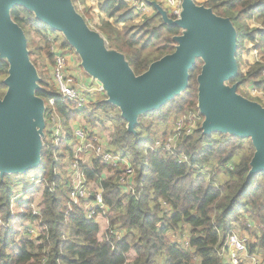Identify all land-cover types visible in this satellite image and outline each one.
<instances>
[{
    "label": "trees",
    "instance_id": "16d2710c",
    "mask_svg": "<svg viewBox=\"0 0 264 264\" xmlns=\"http://www.w3.org/2000/svg\"><path fill=\"white\" fill-rule=\"evenodd\" d=\"M93 1L99 3L106 17L97 31L110 50L125 56L136 76L175 52L174 38L182 30L166 25L156 10L137 21L138 14L125 0ZM203 6L218 17L230 19L238 34L239 74L228 85L238 84L242 96L249 84L264 92V0H208ZM85 13L92 19L90 10ZM11 16L26 35L36 69V55H43L54 64L50 39L57 33L22 7L14 8ZM64 46L71 48L67 43ZM251 46L260 61L245 64L243 71V54ZM202 67L203 62L198 60L190 71L188 89L179 97L160 111L139 118L136 134L128 132L120 111L108 104L106 97L80 109L60 101L41 76L37 96L47 105L56 100L53 111L59 115L68 137L59 148L54 147L47 126L40 168L0 178V264H225V244L234 229L250 237L249 257L264 255V173L248 180L255 154L250 139L220 133L205 136L200 129L192 136L180 138L176 155L155 149L158 141L165 142L168 137H157L153 132L155 125H166L172 116L178 118L198 108L197 79ZM8 70L7 62L0 61V99L7 91L4 81ZM259 103L264 106V99ZM80 118L92 131L99 125L106 128L108 146L127 160L135 172L130 193H124L119 186V172L98 159L93 158L85 173L88 183L103 190L110 210L109 230L104 236L98 224L86 219L81 206L69 208L73 182L63 167L67 157L73 159L71 123ZM146 119L152 120V125H146ZM38 181L42 183L43 199L35 212L33 197L39 191ZM19 187L24 189L17 201ZM13 204L22 210L15 214ZM34 224L42 230L37 238L28 232ZM187 229L190 235L185 237ZM114 232H121V237ZM131 253L135 256L129 261Z\"/></svg>",
    "mask_w": 264,
    "mask_h": 264
},
{
    "label": "water",
    "instance_id": "95a60500",
    "mask_svg": "<svg viewBox=\"0 0 264 264\" xmlns=\"http://www.w3.org/2000/svg\"><path fill=\"white\" fill-rule=\"evenodd\" d=\"M170 27L175 52L136 76L125 56L107 47L102 35L89 27L72 0H0V61L7 62V91L0 99V178L24 175L40 168L45 138V101L37 96L41 79L32 63L24 31L11 16L16 7L33 13L37 21L64 36L82 61V68L100 83L106 102L116 107L136 134L139 118L160 111L189 87L190 71L203 62L198 76L201 130L250 139L255 149L248 180L264 173V106L238 93V34L230 19L212 9L183 0L180 18L173 20L156 1L146 0Z\"/></svg>",
    "mask_w": 264,
    "mask_h": 264
},
{
    "label": "built area",
    "instance_id": "2783aa9c",
    "mask_svg": "<svg viewBox=\"0 0 264 264\" xmlns=\"http://www.w3.org/2000/svg\"><path fill=\"white\" fill-rule=\"evenodd\" d=\"M159 1L164 4V8L167 11L169 10V13H172L174 20L180 18L183 0ZM129 3V6L135 10L136 14H138L137 11L141 12L145 8V4L143 3L137 5L138 0H130ZM50 41L52 44L51 54L54 57V65L52 66L51 75L53 81L52 88L59 96V100L72 103L80 109H85L89 108L101 96H105V92L100 83L93 81L90 77L89 79H86L79 75L77 69H75L71 63L72 56L70 50L64 46V43H61L56 35L52 36ZM253 92L258 95V99H264V92H259L255 89H253ZM55 104V99L50 100L48 105L45 104V113L48 112L49 114L48 127L51 132L52 144L54 147L59 148L67 140L68 132L65 130L59 115L53 111ZM177 119L174 132L168 135L165 142L158 141L155 149H162L176 155L177 144L180 138L182 136L194 135L201 129L204 121V117L200 114L198 108L187 115L178 117ZM92 132H94V136H92ZM71 134L74 139L73 159L69 156L64 162L67 173L71 176L73 182L69 208L71 209L73 206H81L84 210L86 219L89 222L98 224L101 231L104 227L107 232L109 230L108 215L110 214V210L105 203L103 190L95 183H88L85 173L91 168V161L93 158L98 159L102 165L119 172V186L124 193H130L133 191L134 187L135 172L127 160L114 154L108 146V137L100 136L97 129L92 131L91 127L83 118L71 123ZM182 161L185 162L186 158L183 157ZM32 181H34V179ZM36 184L42 185L41 181L36 182ZM23 189V187H19L16 190V193L19 194L16 197L17 201L20 200ZM14 206H16V204H13L12 208ZM33 208L35 212L39 211L38 207L35 208L33 206ZM12 211L14 212L13 209ZM21 213H23V211ZM38 214L39 213H36V215ZM101 221L105 223V226H103ZM1 225L2 221L0 219V226ZM39 229L41 228L34 224L28 232L32 237L37 238ZM114 234L121 237V232H114ZM225 255L230 257L229 264H242L243 256H248L247 240L239 236V231L237 229L231 231L227 237L224 257ZM262 256L264 258V255ZM253 264H263V262L261 263L254 258Z\"/></svg>",
    "mask_w": 264,
    "mask_h": 264
},
{
    "label": "rangeland",
    "instance_id": "374dc122",
    "mask_svg": "<svg viewBox=\"0 0 264 264\" xmlns=\"http://www.w3.org/2000/svg\"><path fill=\"white\" fill-rule=\"evenodd\" d=\"M75 2H77L76 3V5H77V7L79 6V8H78V10H79V12L82 14V15H84V17L87 19V24L89 25V27L92 29H98V21H99V19H98V16L97 15H92V19H89V18H87V16H85V10H83V9H80V4H78V0H75ZM159 4H161L162 5V3H160V2H158ZM166 10V9H165ZM167 11V10H166ZM168 12V15H169V17L171 18V19H173L174 20V17L172 16V13H169V10L167 11ZM138 13V12H137ZM150 13H152V11L150 10L149 11V14ZM142 15H144L145 16V12H143L142 13ZM148 16H150V15H148ZM147 15L145 16V17H148ZM48 29H49V27H47ZM57 33V32H56ZM56 36L58 37V39H59V41H61V43H64V45H65V43H67L66 42V40H65V38H64V36L62 35V34H60V33H57L56 34ZM37 42H39L38 40H37ZM67 49H69L70 50V53H71V56H72V58H73V61H71V62H73V67L75 68V69H77V71H78V73H79V75L81 76V77H86V78H89V76L86 74V72L84 71V69L82 68V61H81V59L79 58V56L76 54V52H75V50L73 49V48H67ZM34 60L36 61V63H37V66H38V75H39V77H40V79H41V76L43 77V78H45L47 81H48V83H50V86H52V83H53V81H52V77H51V75H52V66L54 65V64H51L50 62H49V60L45 57V56H43V55H36L35 56V58H34ZM248 62L246 61V60H244L243 59V64H242V70L243 71H245L246 70V65L245 64H247ZM253 87H252V85H247L246 86V88H244L243 90H242V92L244 93V96H246L245 98H250L249 100H254V102H260L261 101V103H262V100H260V99H258L257 97H258V95L257 94H255L254 92H253ZM251 93H252V95H251ZM100 98H105V96H101ZM247 98V99H248ZM45 104H47L46 102H45ZM49 114H48V112H46L45 113V120H46V124H47V126H48V124H49ZM100 118H104L103 116H100ZM177 118L176 117H174V116H172L171 118H170V120H169V122L166 124V125H155L154 126V129H153V132H154V130H155V132H154V134L155 135H158L157 137H159V138H162L161 137V134H162V128H159V127H164V131H166V128L167 129H170V133H172V132H174V130H175V128H176V123H177ZM86 122V121H85ZM145 124L146 125H152V120H150V119H146L145 120ZM166 127V128H165ZM97 132L100 134V136H102V137H108V131H107V129L106 128H104L103 126H101V125H99L98 127H97ZM160 133V134H159ZM63 168H65V167H63ZM33 172V171H32ZM29 173H31V172H29ZM106 175L105 176H109V173H105ZM29 175H31V174H29ZM36 186L38 187L37 189H39V191H38V194L36 193L35 195H34V197H33V199L35 200L34 201V204H33V206L35 207V208H37L38 207V204H40L41 202H42V199H43V193H42V186L40 185V184H36ZM13 210H14V212L16 213V212H18L19 210L18 209H21V208H18L17 206H14L13 208H12ZM101 223H103V226H105V223L103 222V221H101ZM15 226V225H14ZM17 227H18V230L19 231H22V227H19L18 225H17ZM41 233H42V230L41 229H39L38 230V233H37V237H39L40 235H41ZM106 234V231H105V228L103 227V230L101 231V235L102 236H104ZM241 234V233H240ZM240 234H239V236H240ZM26 236H27V234H25ZM185 235V237H188L189 235H190V230H188L187 229V231H186V233L184 234ZM241 238L242 237H245V238H247L248 240L250 239V237L248 236V234L247 233H243V234H241V236H240ZM35 238V237H34ZM247 240V241H248ZM134 253H131L129 256H128V260L129 261H131V260H133V258H134Z\"/></svg>",
    "mask_w": 264,
    "mask_h": 264
},
{
    "label": "crops",
    "instance_id": "0c3cea01",
    "mask_svg": "<svg viewBox=\"0 0 264 264\" xmlns=\"http://www.w3.org/2000/svg\"><path fill=\"white\" fill-rule=\"evenodd\" d=\"M78 1H79L78 4L81 5L80 6V9H83L85 11H86V9H88V10L91 11V15H93V16L94 15H97L98 16V19H99V21H98V27H99L101 20L106 19L105 15L100 11V5H99V3L98 2H95L93 0H85L84 3H82L81 0H78ZM149 1H151V2L152 1H156L157 3L158 2L162 3L159 0H149ZM207 1L208 0H196V3L199 4V5H204ZM125 2L128 5L130 4L129 3L130 0H125ZM142 3L145 4L144 5L145 8L141 12H138L137 11L138 12V19H137V21H142L145 18L146 15L147 16L148 15L151 16L154 13V10H155L153 7H151L150 5L147 4L146 0H138L137 5L142 4ZM162 6L164 7V4L163 3H162ZM75 7H76L77 11L79 12V10H78L79 6L77 7V5H75ZM150 10L152 11V13L149 14V11ZM143 12H145V16L142 15ZM93 30L94 31H97V28L96 29H93ZM243 59L248 62L246 65H253V64H255V63H257V62L260 61L259 60L260 57L258 56V53L253 49V46H251V48H249L248 51L244 52ZM71 61H73V58L72 57H71ZM71 63L73 64V62H71ZM83 78H86V77H83ZM86 79H89V78H86ZM159 128H162V130H163L162 131V134H161V137L163 135L168 136L170 134V132H171L170 129H167L166 127H165L166 128V131H164V127H159ZM154 132H155V130H154ZM156 136H158V135H156ZM101 238H102V236H101ZM242 238L245 239V240H248L245 237H242ZM253 242H255V241H253ZM254 258L257 259L261 263L264 260V258H263L262 255L261 256L260 255H256V256H252V257H249L247 255H244L243 256V262H242V264H253V259ZM224 263L225 264H229L230 263V257L228 255H225V257H224Z\"/></svg>",
    "mask_w": 264,
    "mask_h": 264
},
{
    "label": "clouds",
    "instance_id": "9594fccd",
    "mask_svg": "<svg viewBox=\"0 0 264 264\" xmlns=\"http://www.w3.org/2000/svg\"><path fill=\"white\" fill-rule=\"evenodd\" d=\"M262 105V104H261Z\"/></svg>",
    "mask_w": 264,
    "mask_h": 264
}]
</instances>
